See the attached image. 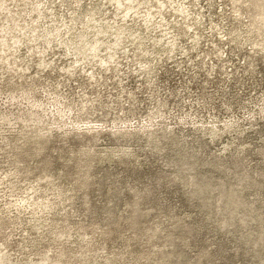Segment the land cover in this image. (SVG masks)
<instances>
[{
	"label": "rangeland",
	"instance_id": "374dc122",
	"mask_svg": "<svg viewBox=\"0 0 264 264\" xmlns=\"http://www.w3.org/2000/svg\"><path fill=\"white\" fill-rule=\"evenodd\" d=\"M0 264H264V0H0Z\"/></svg>",
	"mask_w": 264,
	"mask_h": 264
}]
</instances>
